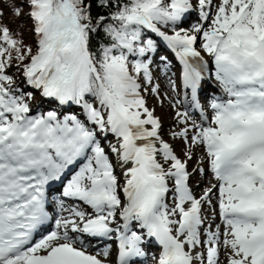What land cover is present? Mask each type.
I'll return each instance as SVG.
<instances>
[{
	"label": "snow or ice",
	"instance_id": "snow-or-ice-1",
	"mask_svg": "<svg viewBox=\"0 0 264 264\" xmlns=\"http://www.w3.org/2000/svg\"><path fill=\"white\" fill-rule=\"evenodd\" d=\"M99 3L114 10L93 24L85 0H26L34 52L0 26V264H106L107 248L102 260L88 252L85 238L113 235L116 264H134L146 255L145 234L160 246L156 264H220L221 248L227 264H264V0H197L200 19L210 23L191 34L175 28L191 0ZM158 25H172V34ZM101 26L104 38L94 45L91 34ZM146 30L176 53L194 108L207 67L202 52L223 93L211 101L210 118L201 110V123L172 133L187 142L191 131L190 146L206 155L215 183L199 198L189 188L186 161L162 139L160 120L142 95L152 76L150 59L140 58L155 49ZM14 59L41 97L79 112L33 113V94L21 92L6 72ZM176 116L187 125V111ZM109 134L114 142L106 151ZM65 180L61 196L77 203L47 201L69 215L43 232L50 219L46 186ZM213 189L221 224L203 228L202 239V204L211 205Z\"/></svg>",
	"mask_w": 264,
	"mask_h": 264
},
{
	"label": "rangeland",
	"instance_id": "rangeland-1",
	"mask_svg": "<svg viewBox=\"0 0 264 264\" xmlns=\"http://www.w3.org/2000/svg\"><path fill=\"white\" fill-rule=\"evenodd\" d=\"M191 3L193 5V8L190 11V13L194 15V18L187 20L186 21L187 23L183 25V28L177 29V30L184 29L188 31L190 34L194 26L199 25V24H204V27H207L208 24L210 23V19L207 22H204L200 19V10L197 6V0H191ZM214 3H218V0H214ZM181 20H183V17ZM166 33L169 35L172 34L169 32H166ZM160 39L162 41V46L167 47L166 42H164L162 38ZM200 43L201 41L198 39L195 45L197 50H200ZM162 52L164 54H160L158 56L159 60H162L159 63H157L158 69L154 71V69L150 68V71L152 72L151 86L157 87L158 92L154 94H150V90H148L147 92L142 91V95L146 99L147 107H149V109L153 111L154 115L158 117L160 120L161 128L159 132H160L162 139L165 142L170 144V146L172 147L174 153L178 156V158H180L182 161H186V164L188 165L187 171L189 172V184L191 185L192 192L195 189L197 191V194H200V195H196V197L199 198L201 195H203L204 191L207 188L212 186L213 183L208 178L209 176L208 174L212 176V173L211 172L209 173L208 171L210 170L208 166V161L206 162L204 160V156L206 155L203 151V148L200 146H190V137L193 134L191 131H189V134H188L189 140L187 142L185 141L183 137H173L172 135V133L179 132L184 127L186 126L190 127L193 123H197V122H196L195 117L189 116V114H188L189 119H188L187 125L181 124L179 122L176 116V113L185 111L183 108V104H182V101H183V99L181 98L182 92H181L180 85H179L181 82H183V78H182L183 66L180 63V60L177 57V55H176V58L179 63V66H177L173 62L174 55L171 52L167 53L164 50ZM201 54H202L204 61L210 60L209 57L205 53L202 52ZM214 71H215L214 69L210 70V79L215 84V82L217 81L215 80V77H214ZM8 74L13 76V79L15 82L14 86L18 87L21 92H24V93L31 92L33 94V99L30 102L32 104V110L35 109L36 107H40L39 112H42V109H48V108H50L51 110H57L59 112H77V113L79 112V109L75 110L74 108H71V107H75L74 105L73 106L65 105L62 108V106H59L58 103L56 102H45L46 100H44L40 96L39 91H35V90L28 91L27 86H26V81L24 80L22 76V72L18 70V68H14ZM173 84L175 85L174 91L172 88ZM39 98L43 99L44 102H37ZM202 110L207 111L204 107H202ZM110 142H114V137L112 135H109L108 139L103 141V144L106 147V151H107V145ZM185 153H188L189 155H191L192 158L188 159ZM110 157L112 158L114 157V155L110 154ZM206 167L208 168L207 170L205 169ZM116 168H115V171H116ZM201 169H203V172L200 171ZM205 170H206V174H205ZM117 171L115 172V174L120 179L121 185H123L122 182L124 181L122 179L123 178L122 172H120L119 170ZM169 186L172 187L171 184ZM217 197H218V190L213 189V192L211 193V201H212L211 205H209L207 202L202 204L204 208L203 214L204 216H207L206 217L207 218L206 227H208V225L211 224L212 230L216 228V225L221 223L219 219V215H218ZM121 198H123V193H121ZM173 200H174V195L170 194L169 200L167 202L169 207L172 206ZM70 204L71 203H69L68 205ZM67 214L69 213L67 212ZM215 214L217 215L214 217ZM221 228H222V225H221ZM213 231H215V229ZM201 238L206 239V236L203 235V230L201 231ZM202 246L203 245L198 247L196 251H203L204 246L203 247ZM110 260L113 261V257ZM107 262L109 263V261ZM225 263L227 264V260L225 261Z\"/></svg>",
	"mask_w": 264,
	"mask_h": 264
},
{
	"label": "trees",
	"instance_id": "trees-1",
	"mask_svg": "<svg viewBox=\"0 0 264 264\" xmlns=\"http://www.w3.org/2000/svg\"><path fill=\"white\" fill-rule=\"evenodd\" d=\"M85 3L91 5L90 14L93 18V24H95L96 20L99 19L101 16H108L109 12L114 10L113 6L111 5L109 7L101 6L99 3V0H85ZM16 7L21 8L20 16L14 15V9ZM28 10L29 9L26 6V0H0V26L8 27L11 34L13 35V38L22 40L23 44L28 47H31L34 52L35 51V44H34L35 36L31 30L32 22H31V19L25 15L28 12ZM180 23L181 22H178L175 25L176 29L183 27V26H180ZM158 27H161V30L163 31L172 33V27H173L172 25H169L167 27L158 25ZM102 28L103 26H101V28L98 29L96 33L91 34L92 42L94 45H98L101 42V40L104 38ZM144 38L153 39V41L155 42V49L154 51H152L153 52L152 54L151 52H149L146 54L145 57H141L140 59H144V60L150 59L151 62L152 61L154 62L153 65H155V63H157L158 54L160 51L158 47V42L155 41V39L151 36L149 31L147 30L145 31ZM17 63L18 62L14 59L12 65L6 70L7 74L10 73L14 68H17ZM151 68L154 69L153 67ZM26 86L29 89L28 91H32V90L39 91L37 89L32 88L30 85L27 84V82H26ZM152 87L153 86H151V83L144 84V88H147L148 90H150V94H154L151 92ZM143 92H147V91H143Z\"/></svg>",
	"mask_w": 264,
	"mask_h": 264
},
{
	"label": "bare ground",
	"instance_id": "bare-ground-1",
	"mask_svg": "<svg viewBox=\"0 0 264 264\" xmlns=\"http://www.w3.org/2000/svg\"><path fill=\"white\" fill-rule=\"evenodd\" d=\"M169 56V55H168ZM172 60V59H171ZM180 68V67H179ZM211 69H213V67L211 68ZM205 70V69H204ZM215 70V69H214ZM202 74H203V72H202ZM183 83V82H182ZM213 94H210V96H212ZM201 102L204 104V105H207L208 104V99H202L201 100ZM33 111V113H37V112H39L40 111V107H36L35 109H33L32 110ZM45 111H47V110H45ZM44 111V112H45ZM203 156V155H202ZM110 159L112 160V162L115 164L116 163V157L114 156V157H110ZM204 160L207 162V159H206V156H204ZM188 166V165H187ZM210 169V168H209ZM117 170H119L120 172H122V170H121V168L120 167H118L117 166V168H116V171ZM115 171V172H116ZM209 171V170H208ZM118 172V171H117ZM211 171H209V173H210ZM209 176H208V178L212 181V183H214L215 181H214V179H213V176H211L210 174H208ZM123 179V178H122ZM122 184H123V182H122ZM197 192V191H196ZM215 193V192H214ZM66 205V204H65ZM65 208H67V206L65 207ZM211 208V207H210ZM207 209V208H206ZM212 210V209H211ZM60 213H61V215H65L66 213H67V211H60ZM209 216V215H208ZM207 217V216H206ZM205 217V218H206ZM207 219V218H206ZM205 219V220H206ZM220 219V218H219ZM221 224V223H220ZM219 225V224H218ZM215 229V228H214ZM213 229V230H214ZM203 247V246H202ZM220 255H222V253H223V255L222 256H220V264H226L225 263V261L227 260V250L226 249H224V248H221V250H220ZM105 259V258H104ZM111 259V257L110 256H108L107 257V261H109V263L106 261V264H116V259H114L113 261H111L110 260Z\"/></svg>",
	"mask_w": 264,
	"mask_h": 264
}]
</instances>
